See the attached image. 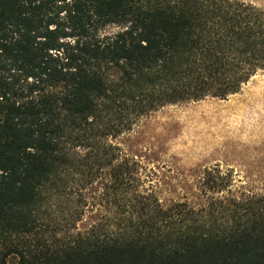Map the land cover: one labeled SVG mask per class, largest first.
<instances>
[{
    "label": "trees",
    "instance_id": "trees-1",
    "mask_svg": "<svg viewBox=\"0 0 264 264\" xmlns=\"http://www.w3.org/2000/svg\"><path fill=\"white\" fill-rule=\"evenodd\" d=\"M260 73L244 0H0V264H264V195L205 174L204 205L165 206L111 142Z\"/></svg>",
    "mask_w": 264,
    "mask_h": 264
},
{
    "label": "rangeland",
    "instance_id": "rangeland-1",
    "mask_svg": "<svg viewBox=\"0 0 264 264\" xmlns=\"http://www.w3.org/2000/svg\"><path fill=\"white\" fill-rule=\"evenodd\" d=\"M244 1L264 9V0ZM111 142L122 158L136 162L146 188L165 206L204 205L205 174L232 175L237 196L264 195V73L226 100L165 106ZM101 216L97 210L87 214L79 230L90 229ZM8 262L17 264L18 258Z\"/></svg>",
    "mask_w": 264,
    "mask_h": 264
}]
</instances>
